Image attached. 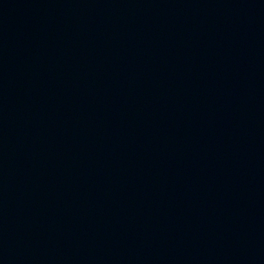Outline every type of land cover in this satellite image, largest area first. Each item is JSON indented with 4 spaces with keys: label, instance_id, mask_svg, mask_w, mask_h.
<instances>
[{
    "label": "water",
    "instance_id": "1",
    "mask_svg": "<svg viewBox=\"0 0 264 264\" xmlns=\"http://www.w3.org/2000/svg\"><path fill=\"white\" fill-rule=\"evenodd\" d=\"M0 264H264V0H0Z\"/></svg>",
    "mask_w": 264,
    "mask_h": 264
}]
</instances>
